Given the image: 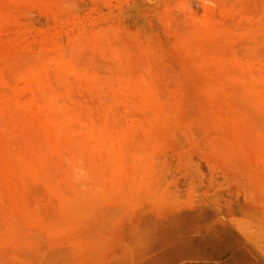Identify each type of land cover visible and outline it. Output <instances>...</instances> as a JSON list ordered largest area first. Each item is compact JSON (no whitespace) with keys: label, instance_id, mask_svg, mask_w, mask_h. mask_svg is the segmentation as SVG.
Here are the masks:
<instances>
[{"label":"rangeland","instance_id":"1","mask_svg":"<svg viewBox=\"0 0 264 264\" xmlns=\"http://www.w3.org/2000/svg\"><path fill=\"white\" fill-rule=\"evenodd\" d=\"M263 243L264 0H0V264Z\"/></svg>","mask_w":264,"mask_h":264},{"label":"bare ground","instance_id":"2","mask_svg":"<svg viewBox=\"0 0 264 264\" xmlns=\"http://www.w3.org/2000/svg\"><path fill=\"white\" fill-rule=\"evenodd\" d=\"M225 236H226V232H224V231H219V233H217V235H216V238L218 239V241L219 242H223L224 240H225ZM264 244V243H263ZM243 247H245V246H242V247H239V248H237V247H235V250L237 249L238 251H237V253H239L241 256H242V264H252V262H253V259H252V257L250 256V252L248 251V249H246V248H243ZM231 248V247H230ZM262 250V249H261ZM234 253V252H233ZM217 257H219V258H221V257H223V255L222 256H220V255H218ZM241 258V257H240ZM230 260V259H229ZM222 261V260H221ZM231 261H233V260H231ZM234 263V262H233ZM232 263V264H233Z\"/></svg>","mask_w":264,"mask_h":264}]
</instances>
